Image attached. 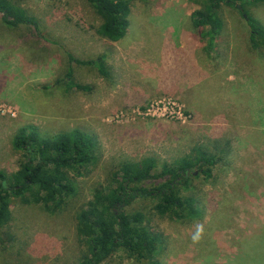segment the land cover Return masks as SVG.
<instances>
[{
	"label": "rangeland",
	"instance_id": "374dc122",
	"mask_svg": "<svg viewBox=\"0 0 264 264\" xmlns=\"http://www.w3.org/2000/svg\"><path fill=\"white\" fill-rule=\"evenodd\" d=\"M14 2L39 28L8 27L0 14V170L19 169L13 139L24 126L42 137L78 129L99 147L96 162L75 175L77 196L55 214L13 199L0 264H76L86 251L77 212L123 163L170 164L216 138L233 153L186 191L202 216L172 221L156 215L155 202H138L133 209L157 234L156 255L137 261L118 252L104 264H264V250L244 240L264 237V47H251L247 20L223 5V30L208 52L191 20L199 5L188 0H131L118 42L99 34L103 20L86 0ZM249 12L264 26V3ZM101 55L109 79L76 62ZM70 79L87 89H69Z\"/></svg>",
	"mask_w": 264,
	"mask_h": 264
},
{
	"label": "trees",
	"instance_id": "16d2710c",
	"mask_svg": "<svg viewBox=\"0 0 264 264\" xmlns=\"http://www.w3.org/2000/svg\"><path fill=\"white\" fill-rule=\"evenodd\" d=\"M86 1L103 20L99 28L103 38L118 42L126 36L130 25L131 0ZM140 1L147 3L151 0ZM188 1L199 5V10L192 13L191 20L200 37L207 40L208 52L215 50L216 40L223 30L220 15L223 5L233 7L247 20L251 47L254 50L264 47V26L249 12V9L263 4L264 0ZM0 14L8 27L18 28L24 24L39 28L38 20L14 0H0ZM76 62L93 66L102 77L110 78L105 55L95 60ZM67 77H72V73L69 72ZM69 82V89H87L71 79ZM13 146L22 154V158L15 173L7 174L0 170V230L12 220L14 198L55 214L69 199L76 197L78 183L75 175L96 162L99 147L95 137L78 129L42 137L32 126L18 130ZM233 151L229 140L216 138L170 164L159 165L153 157L134 165L123 163L102 192L77 212L76 233L86 251L76 264H104L118 252L137 261L155 256L158 250L157 234L150 228L143 213L134 210L133 205L153 201L156 215L172 221L202 216L201 204L186 191L192 188L195 179L212 175L213 170L227 160ZM248 239L256 248L264 250V237L254 235L244 238ZM148 264H152L151 261Z\"/></svg>",
	"mask_w": 264,
	"mask_h": 264
},
{
	"label": "built area",
	"instance_id": "2783aa9c",
	"mask_svg": "<svg viewBox=\"0 0 264 264\" xmlns=\"http://www.w3.org/2000/svg\"><path fill=\"white\" fill-rule=\"evenodd\" d=\"M167 110V109H166ZM176 113V112H175ZM178 115H179V113H178Z\"/></svg>",
	"mask_w": 264,
	"mask_h": 264
}]
</instances>
